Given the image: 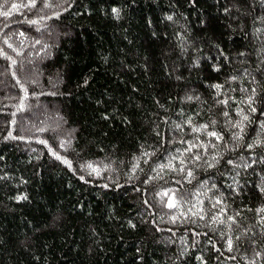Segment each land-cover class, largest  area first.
Here are the masks:
<instances>
[{
  "label": "trees",
  "instance_id": "16d2710c",
  "mask_svg": "<svg viewBox=\"0 0 264 264\" xmlns=\"http://www.w3.org/2000/svg\"><path fill=\"white\" fill-rule=\"evenodd\" d=\"M13 3L0 264H264V3Z\"/></svg>",
  "mask_w": 264,
  "mask_h": 264
},
{
  "label": "snow or ice",
  "instance_id": "6c2138e0",
  "mask_svg": "<svg viewBox=\"0 0 264 264\" xmlns=\"http://www.w3.org/2000/svg\"><path fill=\"white\" fill-rule=\"evenodd\" d=\"M35 3H36V0H30V3L28 5H20V4L13 3L11 5V8L12 9H15V10H18L22 6L35 7ZM261 3H264V0H261ZM45 7H51V4L50 3H46L45 4ZM113 11L116 12L117 10L116 9H113ZM0 15H3L4 17H8L10 15V12H8V11H0ZM169 19H171V17H169ZM33 23H35V21H33ZM8 47H11V45L9 44ZM0 55H4L5 58L11 59V57H8L7 54L3 52L2 49H0ZM13 63H15V61H13ZM216 87H219V85H217ZM252 111H255V109H252ZM225 115H227V113H225ZM244 118L247 119V117H244ZM261 126L264 127V125H261ZM203 127L204 128H207V125H205ZM196 130L199 131V129H196ZM208 135L213 136V137H216L217 140L222 139V137L219 136L215 131L208 133ZM41 143H45V142L44 141H41ZM198 146L199 145H189V149L188 150L190 151L192 147H198ZM57 158H59V157H57ZM195 158L196 159H199L200 157L199 156H196ZM64 163L68 164L69 167L71 166L70 161L64 160ZM88 167L91 168L92 165H88ZM161 167H164V166L162 165ZM191 174L192 173L189 171L188 172V175L191 176ZM165 195H167V193H165ZM24 198L25 197H21V199H24ZM168 206L169 207H175V204L174 203H169ZM259 211L264 212V208L259 209ZM228 244H229V250H231L232 241L229 240L228 241ZM252 264H255V262L253 261Z\"/></svg>",
  "mask_w": 264,
  "mask_h": 264
},
{
  "label": "rangeland",
  "instance_id": "374dc122",
  "mask_svg": "<svg viewBox=\"0 0 264 264\" xmlns=\"http://www.w3.org/2000/svg\"><path fill=\"white\" fill-rule=\"evenodd\" d=\"M41 115H42V118L48 120V123L50 124H55V122L59 123V120H56L57 116L53 112H44Z\"/></svg>",
  "mask_w": 264,
  "mask_h": 264
}]
</instances>
